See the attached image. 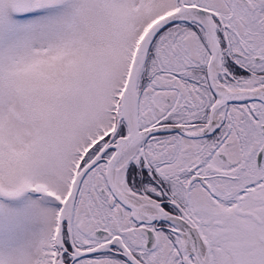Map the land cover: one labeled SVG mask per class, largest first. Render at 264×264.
<instances>
[{
	"label": "snow or ice",
	"instance_id": "snow-or-ice-1",
	"mask_svg": "<svg viewBox=\"0 0 264 264\" xmlns=\"http://www.w3.org/2000/svg\"><path fill=\"white\" fill-rule=\"evenodd\" d=\"M0 264H264V0H0Z\"/></svg>",
	"mask_w": 264,
	"mask_h": 264
}]
</instances>
